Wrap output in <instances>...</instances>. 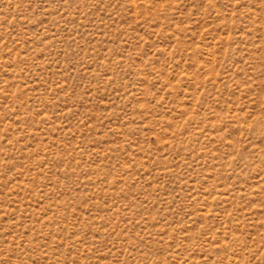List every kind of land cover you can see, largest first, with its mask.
<instances>
[{"label":"rangeland","instance_id":"rangeland-1","mask_svg":"<svg viewBox=\"0 0 264 264\" xmlns=\"http://www.w3.org/2000/svg\"><path fill=\"white\" fill-rule=\"evenodd\" d=\"M0 264H264V0H0Z\"/></svg>","mask_w":264,"mask_h":264}]
</instances>
